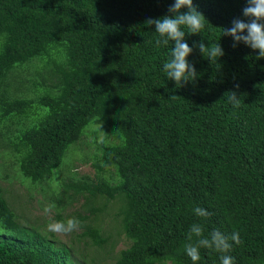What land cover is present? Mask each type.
<instances>
[{
    "label": "trees",
    "instance_id": "trees-1",
    "mask_svg": "<svg viewBox=\"0 0 264 264\" xmlns=\"http://www.w3.org/2000/svg\"><path fill=\"white\" fill-rule=\"evenodd\" d=\"M172 3L0 0V125L16 127L12 136L0 130V138L18 155L22 179L40 184L92 119L114 129L107 131L114 142L90 134L99 143L95 179L62 184L56 198L63 209L68 203L60 196L83 197L88 215L64 221L77 218L76 237L104 253L107 239L91 221L114 207L127 245L110 264H193L184 251L193 224L205 237L238 232L242 243L230 241L226 255L234 264H264V58L223 35L234 19L247 22L246 0H193L206 18L200 35L186 33L199 75L180 88L163 70L171 42L157 47L154 25L145 23L168 15ZM200 41L222 47L217 63L194 47ZM26 68L45 70L40 81L27 79L34 99L21 96L17 72ZM231 91L238 107L228 100ZM196 207L211 215L197 216ZM222 255L200 248L195 264H221ZM0 264L86 262L22 225L0 188Z\"/></svg>",
    "mask_w": 264,
    "mask_h": 264
},
{
    "label": "rangeland",
    "instance_id": "rangeland-1",
    "mask_svg": "<svg viewBox=\"0 0 264 264\" xmlns=\"http://www.w3.org/2000/svg\"><path fill=\"white\" fill-rule=\"evenodd\" d=\"M17 73L25 79L21 84V96L34 99L30 90H26L30 87L27 79L40 81L39 76L44 74L45 70L38 68L37 71H33L31 68H26L18 70ZM43 83L47 84V81H43ZM38 92H40V89H38ZM33 108L35 109V105H33ZM34 109H32V112ZM15 129L14 125L5 127L2 124L0 125L1 132L7 136H12L13 132L16 131ZM107 131L113 133L114 129L103 126L97 119H92L83 129L84 134L80 139L73 146L71 145L72 147L69 146L62 157V165L57 169L51 180L40 184H30L27 180L22 179L17 168L18 155L5 142V138H0V188L5 201L16 215L17 220L26 227L37 228L47 239L54 238L57 242L59 241L63 245L71 247L74 250L75 258L79 261L83 258L86 264H110L115 253L127 245V240L119 228V219L114 215V207L105 209L104 212L98 214L94 221H91V224L95 225L100 230L101 235L107 239V244L104 247L107 250L106 253H104V250L95 249L88 241L76 237L82 227L65 235L48 231L47 225L53 221H64L67 215L72 213L88 215L87 209L82 204L84 199L81 195H75L70 199L60 196L64 202L67 199L68 203L63 209L57 206L56 198H58L57 194L63 191L62 184L76 182L81 178L88 181L95 179L91 159L94 154H98L99 143L91 140L90 134L92 136L98 135V140L103 143L114 142V135L109 134ZM66 194H71V190H67ZM109 203L112 204V202ZM49 205H52L51 210L45 214L44 208ZM57 216H59V219H57ZM109 243L112 245L108 250ZM79 253L82 255L81 258Z\"/></svg>",
    "mask_w": 264,
    "mask_h": 264
},
{
    "label": "clouds",
    "instance_id": "clouds-1",
    "mask_svg": "<svg viewBox=\"0 0 264 264\" xmlns=\"http://www.w3.org/2000/svg\"><path fill=\"white\" fill-rule=\"evenodd\" d=\"M184 9L185 11H182ZM168 15L157 19L146 20L148 26H153L158 38L155 41L157 47L168 46L171 42L170 59L163 64V70L167 74V79L174 81L176 87H184L189 83L195 84L198 73L188 57L193 53V47L186 42V33L189 35H200L205 28L204 15L194 6L193 0H173L168 8ZM247 22L242 19H234L230 28L223 29V35L229 36L233 40V47L243 43L258 52V58H264V0H246V6L242 9ZM187 29V32L184 30ZM194 47L198 48L202 56H207L209 62L217 63L218 59L224 55L219 44L211 47L206 46L203 41L194 42ZM219 66V65H218ZM238 88V85H235ZM228 100L234 107L240 104L236 91L228 92ZM52 205L44 208L45 214L50 212ZM194 212L199 217L207 218L211 213L196 207ZM81 222L73 217L66 221H53L47 225L48 231L56 234H69L79 229ZM193 237L195 242L193 243ZM188 243L184 246V251L190 257L193 264L200 260V248L212 249L220 253H225L220 257L221 264H234V259L226 255L232 243L239 245L242 243L239 233L233 232L231 236L223 234L219 230H213L210 236H204V228L201 224H193L189 230ZM230 241L232 243H230Z\"/></svg>",
    "mask_w": 264,
    "mask_h": 264
}]
</instances>
